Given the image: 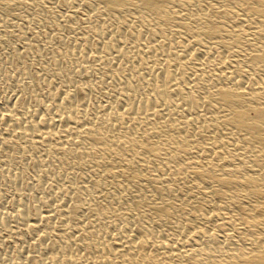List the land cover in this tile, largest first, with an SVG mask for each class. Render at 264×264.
Segmentation results:
<instances>
[{
	"label": "bare ground",
	"instance_id": "1",
	"mask_svg": "<svg viewBox=\"0 0 264 264\" xmlns=\"http://www.w3.org/2000/svg\"><path fill=\"white\" fill-rule=\"evenodd\" d=\"M79 1L88 3V0ZM91 1L106 13V17L114 19L116 26H124L125 30L118 34L117 27H113L109 39L100 37L94 43H84L73 56L90 54L96 48L114 53L112 59L119 62L117 66L112 70L105 66L111 70L109 73L120 79L114 86L117 97L106 106L91 107L79 102L91 85L75 83L70 85L74 94H68L53 106L54 109L52 107L59 111L58 114L52 113L48 106L39 108V105L32 110L16 111L14 105L8 103L0 107V124L4 122L11 128V134L2 138L4 143L22 147L29 142L27 148L34 155L40 154L38 159L42 166L43 163L49 165L51 160L73 158L93 162L94 165L88 168V177L93 180L78 195H67L63 190L62 196H54L53 206L50 202V210L45 215L40 210L48 200L42 196L39 204L32 206L38 216L36 221L27 219L30 208L17 206L15 210L20 222L15 224L16 229L26 227L41 232L37 236L39 249L48 248L46 242L51 243L50 248L55 247L50 232L56 223L64 227L57 238L70 237L73 229H77L78 235L72 246L64 245L58 250L59 254L70 253L69 256L60 259L51 252L41 264H264V232L251 240L247 237L248 228L264 227V75L245 71L239 74L223 59L221 51L202 44L192 45L190 30L198 25L201 18L197 17L201 16L187 21L183 12L185 7L196 6L201 0L179 2V16H171L180 20L175 29L164 26L163 16L159 15L166 14V9L160 0ZM237 1L245 4V12L249 15H256L254 17L258 19L264 17L263 3L252 7L248 0ZM143 13L148 16H141ZM234 21L242 26L247 16ZM246 59L250 65L264 68V51L252 52ZM186 62L193 63L195 69L189 75L184 72ZM88 69L90 67L80 70L85 73ZM141 73L148 75L144 78ZM249 97L259 104L258 108L244 106ZM91 112H99V117ZM218 115L223 117L220 119ZM164 134L169 135L168 143L159 139ZM179 139L189 143L206 142L202 153H189L183 157L181 152L172 154L175 150L170 143ZM153 147L166 150L161 162H158ZM243 155L252 158L237 161L236 168H227ZM121 165L128 170L139 168L142 174L131 176L129 180L120 178ZM185 165L201 171L184 174L179 179L212 183L215 189L209 192L210 201L216 196L218 200L235 198V193L250 201L242 213L233 218L223 217V203L208 205V210L214 213L211 221H221L219 225L235 223L240 227L234 247H227L209 235V243L191 249L177 243L178 234L159 230L158 227L169 218L168 206L153 204L165 195L160 188L141 187L133 194L126 191L120 193L117 201L105 205L94 201L103 198L100 195L97 198L93 190L112 195L122 183L126 189L129 184L144 181L157 185L178 174L180 167ZM71 169L68 166L64 171ZM203 169H209L210 173L202 172ZM230 174H239L241 179H230ZM114 178L120 181H114ZM100 179L111 181L102 186ZM253 179L259 181L258 190L244 189L250 187ZM71 181L66 184H74ZM52 186H46V189L53 191ZM22 191L37 192L34 187ZM42 191L44 195V189ZM74 199L76 205L66 210L65 203ZM86 201H94L96 209L104 210V213L101 218L88 216V226H78L80 206L86 205ZM7 223L2 221L0 226L9 227ZM204 235L202 230L198 233V237ZM73 248H81L84 252L73 255ZM27 261L29 256L22 255L20 264Z\"/></svg>",
	"mask_w": 264,
	"mask_h": 264
},
{
	"label": "rangeland",
	"instance_id": "2",
	"mask_svg": "<svg viewBox=\"0 0 264 264\" xmlns=\"http://www.w3.org/2000/svg\"><path fill=\"white\" fill-rule=\"evenodd\" d=\"M160 1L166 9V14L159 15L163 16L161 19L164 20V26L175 29L180 20L171 16H179L178 13L181 9L179 2L181 0ZM186 1L189 2L190 0ZM247 3L255 7L259 3L264 4V0H248ZM183 13L184 16H187L185 18L187 21H192L197 16H201L197 17L201 18L198 25L190 30L192 45L202 44L221 51L223 59L229 62V65L234 67L233 69H236L239 74L245 71L254 72L257 76L264 75L263 67L252 66L246 62L248 54L264 51V17L258 19L254 17L256 15H249L245 12V4L243 5L237 0H201L196 6L185 7ZM106 16V13L91 0H88L87 5L79 0H0V107L12 103L16 111L32 110L38 108V105L39 108L48 106L52 109L63 97L74 94V89L70 85L75 83L80 85L89 83L91 85L89 90L85 89L80 103L88 104L91 107H101L114 100L117 97L114 86L120 82V79L108 71H111L119 63L112 59L115 54L96 48L91 50L90 54L84 53L80 56H73V52L84 43H94L100 37L101 39H109L110 29L113 27H117L116 33L122 34L125 27L116 26L115 20ZM141 16L148 15L143 13ZM242 16H247V21L241 26L234 19L242 18ZM139 38L136 37V39ZM248 42L257 45L252 47ZM108 56L110 57L107 61ZM192 64L190 62L185 63V74L189 75V73L194 72L195 69ZM83 67H90V70L88 69L87 72L83 73L80 70ZM147 75V73L140 74L144 78ZM244 106L258 108L259 104L254 103V99L249 97ZM53 109L52 113H59L58 110ZM91 113L93 116L99 117V112ZM218 117L221 119L223 116L218 115ZM9 134H11V128L4 122L0 124V223L3 221L10 225L5 228L0 226V264H20L21 257L25 254L29 256V261L25 264H41L40 262L51 252L60 259L65 258L70 253L59 254L58 250L64 245L72 244L73 239L78 235L77 229H73L70 237L57 238L64 227L56 223L53 231L50 232L51 239L56 243L55 247L50 248L51 243L46 242L48 248L39 249L37 236L42 233L29 230L26 227L16 229L20 221L17 219L18 213L15 209L19 205L27 206L30 208L27 213L29 222L38 220L36 211L32 209V206L39 204L42 196L45 197L48 202L40 210L42 215H45L50 210L51 204L53 206L54 196L59 198L60 195L62 196L63 190L67 191V195L70 193L72 196L82 193L85 186H88L93 180L88 177V168L94 164L86 159L73 158L59 161L51 160L49 165L43 163L42 166L39 163V161L42 163L39 160L40 154L34 155L27 148L29 142L22 147L13 143H4L3 136L6 137ZM159 139L168 143L169 135H161ZM205 142V140H200L189 143L184 139H179L170 143L175 150V152L172 151V154L181 152L183 157L194 152L200 154ZM153 148H155L157 158H159L158 162H161L166 155V150H162L161 147ZM30 154L31 156H29ZM251 158L250 155H243L235 163H230L227 168H236L237 161L241 159L251 160ZM68 166L72 168V171H64V168ZM180 169L178 174L171 175L166 182L157 185L151 181H144L139 184H129L128 189H126L124 188L126 185L122 183L120 185L122 188L119 186L112 192V195L98 189H96L97 191L93 190L92 193L96 194L95 196L100 195L104 200L98 199L99 201H97L95 199L94 201L97 204L105 205L108 202L117 201L120 193L126 191L133 194L141 187L160 188L165 195L162 199L155 200L153 204L168 206L169 218L166 223L158 227L159 230L178 234L177 243H182L191 249L209 243V235L222 241L227 247H234L233 243L240 227L235 223L219 225L221 221H211L214 213L208 210V205L217 206L223 203L225 207L223 217L233 218L232 216L242 213V209L250 201L237 193L233 194L235 198L229 197L230 199L218 200V196H216L210 201L209 192L215 189L212 183L190 178L179 179L184 174L201 170L186 165ZM120 170L123 171L120 178L127 180L131 176L142 174L139 168L128 170L121 165ZM202 172L210 173V170L203 169ZM229 178L240 180L241 176L230 174ZM69 180L74 181H71L74 184L67 185ZM109 180L100 179V183L103 186ZM116 180L117 182L120 181L119 178H114V181ZM48 184L54 185L52 186L54 187L53 191L46 189ZM258 185L259 181L253 179L250 182V187L244 189L258 190ZM33 187L37 192L29 194L22 191ZM42 189L45 191L44 195ZM38 192L39 194H37ZM94 201H92L93 203L90 202L91 205L86 201V205L80 206L81 211L77 219L78 226H88V216L101 218L104 210H97V204ZM65 204L64 208L67 210L72 209L76 202L74 199ZM111 215L109 214V216ZM139 223L142 224L141 221ZM201 230L205 232V235L198 237ZM261 232H264L262 226L248 228L247 237L249 240L260 237ZM227 235H231L230 239L226 238ZM77 249L73 248V255H80L84 252L81 248Z\"/></svg>",
	"mask_w": 264,
	"mask_h": 264
}]
</instances>
